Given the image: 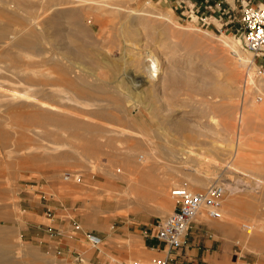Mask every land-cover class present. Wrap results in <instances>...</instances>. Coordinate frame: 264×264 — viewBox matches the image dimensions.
Segmentation results:
<instances>
[{
  "label": "rangeland",
  "instance_id": "rangeland-1",
  "mask_svg": "<svg viewBox=\"0 0 264 264\" xmlns=\"http://www.w3.org/2000/svg\"><path fill=\"white\" fill-rule=\"evenodd\" d=\"M238 1L219 0L198 13L187 0H0V24L17 4L28 7L45 52L7 46L4 56L0 49L2 67L24 72L19 80L0 70V252L4 240L17 264L150 263L164 257L153 224L172 211L171 190L223 183L230 191L221 217L204 212L203 221L233 223L242 234L237 257L264 263V58L245 67L252 55L239 41ZM90 5L101 8L83 9ZM58 11L74 12L75 24L45 30ZM23 16L16 14L17 29L26 25ZM65 28L96 66L61 58L65 41L54 33ZM137 51L158 59L153 87ZM64 63L75 71L66 80ZM76 73L89 82L73 78ZM241 106L259 113L244 119L243 158L233 163L229 146L236 137L221 139L198 125H207L211 113L231 112L234 123ZM162 142L176 156L163 153ZM146 150L148 163L123 170L128 152L139 162ZM188 150L197 156L181 159L178 153ZM201 172L210 177L197 186ZM67 174L80 181L64 180ZM88 234L101 239L98 247Z\"/></svg>",
  "mask_w": 264,
  "mask_h": 264
},
{
  "label": "bare ground",
  "instance_id": "bare-ground-1",
  "mask_svg": "<svg viewBox=\"0 0 264 264\" xmlns=\"http://www.w3.org/2000/svg\"><path fill=\"white\" fill-rule=\"evenodd\" d=\"M11 7H13V6H11ZM99 8H101V7L98 6V5H94V6L90 5V6L83 7L84 10L91 11V12H97V11H99ZM19 11L23 12V14L26 15V16H23V18H24V20H27V21H26V25H21V28L17 29L16 26H15V25H17V22H15V19H16V14H18ZM28 11H29V9H28L27 6L25 7V6H21V5L17 4V9H16V11H14V13H11L12 15H10L8 17V19H9L8 22L0 24V49H1V55L2 54L4 56H9L10 55L9 52H7L5 50V48L7 46L12 47V48H17V49H20V50H25V51H34V53H37V55H42V54L45 53L43 51V48L40 47V43L38 42V38H37L35 32L33 31L34 24H33V27H31L32 26L31 22H34L33 21L34 18L31 15H29ZM73 13H71V12L69 13L68 12V14H64V12L62 13L61 11L55 12V14H53V16L48 20L47 24L44 26L45 30L53 28L58 23L60 25H62V26L65 25V24H67L69 26H72L73 22L76 20V17L74 16L75 14H73ZM96 16H98V15H96ZM136 23H137V21H136ZM29 24L31 26H29ZM74 24H75V22H74ZM143 27H144V25H143ZM57 36H60L62 38V41H65L63 43L62 47L60 48V50H61L60 55L62 56V57L60 56L61 58H65L66 61H67V59L72 57L73 59H79V60L83 61L84 63H88V64H90L92 66H96L97 63H96L95 59L91 56L90 51H88L86 49L87 46L86 45L79 46V45L76 44L77 43L76 33L71 31V29L65 28L64 30H59L58 32L54 33V37H57ZM28 56H29V54H25V57H28ZM138 57H139V59L141 61L145 62L144 71L147 74V77L150 80V82H153L152 87L155 86V84H156L155 82L158 79V63H159L158 59L151 53V51H146V53H144V55H142V53H139ZM138 57L137 58L135 57V58L138 59ZM61 58H60L61 62L65 61V59L62 60ZM43 59L44 60L41 59L42 63L47 61L45 57H43ZM242 59H240V61H239L240 63L245 62V61H242ZM250 60L251 61L247 62L246 65H248V63H252V58ZM74 61H76V60H74ZM242 64L245 65L244 63H242ZM64 65H65V63L63 64V66ZM72 68L73 67H71L70 64L69 65H65L63 67V69H62L63 78L61 77V79H64V80L68 79L67 77L70 76L71 73L73 74V72H75L73 70L74 68L73 69ZM0 70L5 71V72H10L14 76H16L19 80H21L23 78L22 74L24 72L21 69H17L15 67H12L10 69H5L4 67H2L0 65ZM159 73H160V70H159ZM31 74L32 75H36V72L32 71ZM74 75L75 76L73 78H75V79H80L81 81L86 82V83L89 82L86 78H83L81 74H77L76 73ZM40 76L45 77L43 73L40 74ZM263 79H264V76H263ZM95 88L97 90H99V91L100 90L104 91L102 86L99 87V85H98ZM104 88H106V87H104ZM28 90L31 91V88L29 87ZM107 90H109V89H107ZM27 93H30V92H27ZM28 95L31 96V94H28ZM207 103L211 104V105L213 104L212 102H207ZM258 113H259V111L257 109H248V108H245V107L241 106L237 110V112L235 113L236 115L234 117V121H235L234 123L231 121V115H232L231 112L226 115V118H218L217 116H215L214 113H211L208 116L209 120L207 121V125H201L200 124L198 126H200L201 129L202 128L205 129V131L206 130L211 131L209 133H212L216 137H218V136L220 137L221 136V139H222V135L225 134V133L229 134V135L230 134L234 135L236 137L235 138V143H233L232 145L229 146V148H230L229 150H230V154H231V160L233 159V163L236 160H237V162L239 161V163H240L242 158H243V156H242V150H243L242 129H243V125H244L243 121H244L245 118H247L249 116H253V115L258 114ZM224 117H225V115H224ZM170 124L173 125L171 122H170ZM175 124L177 125V123H175ZM181 125H179V126H181ZM183 126H184V124H183ZM176 128H178V127H176ZM179 130H181V128ZM198 136H200V135H198ZM145 138H147L148 140L150 139L148 136L147 137L145 136ZM218 139H220V138H218ZM165 144H166L165 142H162L161 144H159V146L161 148V151L163 153L169 152L170 154H174L175 155V151H173L172 149L171 150L167 149ZM195 153L196 152H194L193 150H188L186 152H179L178 154L180 155V158L181 159L183 158V160H184L185 158L189 159V158L193 157V155L197 156V153L196 154ZM149 154H151V153H149V151L146 150V152H144V153L139 155V157H141L139 162H134L133 161V155L130 152H128V154L126 155L128 160H127V163H126L125 167H123V170L124 171H128V172H132V171L136 170L137 167H141V165L143 166L145 163H148L147 160L149 159ZM240 165H242V164H240ZM209 177H210L209 173H203V172L198 173V175L196 177H194V179H195L194 183L197 186H203V185H205L207 183ZM224 187H225V191H226V189H228L230 191V188L228 186H224ZM235 200H234V198L233 199H231V198L229 199V201L233 202V203L235 202ZM111 204H113V202H111ZM107 206H110V205H107ZM164 209L165 210H169L170 209V204L167 203L165 205ZM203 213H204L203 210L199 211V213L196 215V217L194 218L193 221L202 222L203 221V215H204ZM261 230L259 229L258 231H261ZM246 233L249 234L250 232L246 231ZM2 244H3L2 245V250L0 252L2 254L0 256H2V257L0 259V264H17V262L14 261L11 258V255H10L12 253L11 252V246L8 243H6V241H4V240H3Z\"/></svg>",
  "mask_w": 264,
  "mask_h": 264
},
{
  "label": "built area",
  "instance_id": "built-area-1",
  "mask_svg": "<svg viewBox=\"0 0 264 264\" xmlns=\"http://www.w3.org/2000/svg\"><path fill=\"white\" fill-rule=\"evenodd\" d=\"M238 24L241 47L252 55L253 63L256 59H263L264 8L254 6L248 0L239 1ZM245 67H251V63ZM259 69L264 75V68L260 66ZM63 178L66 181H80L79 174H67ZM224 194L223 183H213L206 189L197 192H192L185 187L173 188L170 192L174 201L172 211L165 217L157 218L153 224L154 239L162 244V250L165 252L164 257L154 259L150 263L133 262L132 264H170L168 256L183 247L186 234L199 211L203 210L211 219L221 217L219 210ZM86 237L88 243L93 247H98L101 243L98 236L88 234Z\"/></svg>",
  "mask_w": 264,
  "mask_h": 264
},
{
  "label": "crops",
  "instance_id": "crops-1",
  "mask_svg": "<svg viewBox=\"0 0 264 264\" xmlns=\"http://www.w3.org/2000/svg\"><path fill=\"white\" fill-rule=\"evenodd\" d=\"M168 3L175 4L183 0H165ZM254 6L264 8V0H248ZM239 2V1H238ZM214 3L220 4L219 0H187L186 4L197 8H205V13L212 10ZM177 4V3H176ZM232 6H235L232 3ZM180 7L181 5L178 4ZM208 6V7H206ZM224 6V5H223ZM230 3L223 7L226 12ZM216 7V6H215ZM209 8V9H208ZM221 8V7H220ZM233 8V7H232ZM199 13V10H198ZM233 223H221L193 221L184 239L183 247L168 256L170 264H256L259 262L248 263L241 261L238 255V241L241 238ZM156 241V240H155ZM159 243V242H158ZM162 245V244H161ZM163 254L165 252L161 250ZM261 264V263H260ZM264 264V263H263Z\"/></svg>",
  "mask_w": 264,
  "mask_h": 264
}]
</instances>
